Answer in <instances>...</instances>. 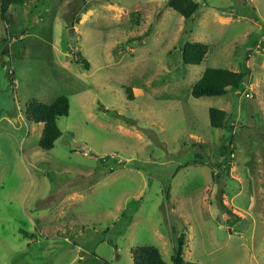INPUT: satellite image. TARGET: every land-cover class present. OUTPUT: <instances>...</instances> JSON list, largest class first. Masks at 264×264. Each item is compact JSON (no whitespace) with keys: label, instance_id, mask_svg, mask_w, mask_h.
<instances>
[{"label":"rangeland","instance_id":"1","mask_svg":"<svg viewBox=\"0 0 264 264\" xmlns=\"http://www.w3.org/2000/svg\"><path fill=\"white\" fill-rule=\"evenodd\" d=\"M170 1L0 10V264H135L144 245L173 264L182 235L188 262L264 264V0H196L194 19ZM189 42L209 45L199 65ZM211 67L251 75L195 98ZM60 97L70 113L44 150L27 106Z\"/></svg>","mask_w":264,"mask_h":264},{"label":"trees","instance_id":"2","mask_svg":"<svg viewBox=\"0 0 264 264\" xmlns=\"http://www.w3.org/2000/svg\"><path fill=\"white\" fill-rule=\"evenodd\" d=\"M39 0H0L2 17L9 21L10 8L14 5H25L26 3ZM169 7L178 11L186 19H194L201 4L196 0H171ZM209 53V45L202 42H189L183 50V61L187 65L201 64ZM79 63L89 69V62L80 54ZM14 76V73L11 74ZM251 70L244 67L239 71L223 68H207L201 79L193 86L192 95L195 98L214 97L225 95L230 88L239 90L249 80ZM129 98L134 99L132 89H128ZM70 113V102L67 97H60L53 104L33 101L28 104L26 116L30 121L44 124L40 145L44 150H51L62 136L58 120L68 116ZM211 125L222 129L227 126L229 114L226 110L210 109ZM25 235L29 236L27 232ZM186 239L182 235L176 243L172 256L173 264H195L188 262L185 257ZM135 264H168L164 259L159 247L153 245L139 246L133 250Z\"/></svg>","mask_w":264,"mask_h":264},{"label":"water","instance_id":"3","mask_svg":"<svg viewBox=\"0 0 264 264\" xmlns=\"http://www.w3.org/2000/svg\"><path fill=\"white\" fill-rule=\"evenodd\" d=\"M70 36L73 37L74 39L76 38V33H75V30L74 29H71Z\"/></svg>","mask_w":264,"mask_h":264},{"label":"built area","instance_id":"4","mask_svg":"<svg viewBox=\"0 0 264 264\" xmlns=\"http://www.w3.org/2000/svg\"><path fill=\"white\" fill-rule=\"evenodd\" d=\"M247 96L249 97V96H250V94H247Z\"/></svg>","mask_w":264,"mask_h":264}]
</instances>
